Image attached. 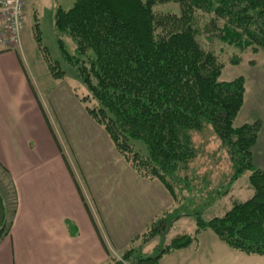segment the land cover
Returning a JSON list of instances; mask_svg holds the SVG:
<instances>
[{
	"label": "trees",
	"instance_id": "1",
	"mask_svg": "<svg viewBox=\"0 0 264 264\" xmlns=\"http://www.w3.org/2000/svg\"><path fill=\"white\" fill-rule=\"evenodd\" d=\"M164 2L178 3L179 13L155 12L153 6ZM197 11L209 15L201 31L195 25ZM53 25L63 57L87 90L83 100L93 101L84 104L88 116L131 169L159 181L173 200V207L152 219L132 241L140 239L139 245L131 243L113 255L37 99L108 256L106 264H159L163 255L196 243L204 230L235 251L264 255V167L256 168L252 161L260 120L234 125L243 105L244 78L220 80L222 63L198 38L202 32L209 41L234 47L237 53L229 61L239 64L245 52L264 49V0H74L67 9L56 7ZM19 63L35 94L20 58ZM50 69L56 77L65 74L53 65ZM134 141L144 144V152L133 147ZM220 151L227 156L228 170L212 178ZM247 171L252 190L247 199L209 219L194 210L204 200L211 203L226 195ZM8 215L0 192V241L11 226ZM188 216L196 220L193 234H176L154 247L155 253L143 250L144 244L163 238L177 220ZM68 228L74 231L70 223Z\"/></svg>",
	"mask_w": 264,
	"mask_h": 264
},
{
	"label": "crops",
	"instance_id": "2",
	"mask_svg": "<svg viewBox=\"0 0 264 264\" xmlns=\"http://www.w3.org/2000/svg\"><path fill=\"white\" fill-rule=\"evenodd\" d=\"M19 58L17 49L0 48V134L15 123L19 124L17 129L24 131L16 139L22 149L16 162L10 160L11 154L0 157V165L13 178L17 196L9 232L0 241V264H106L108 256ZM256 118H260L257 112ZM112 148L111 144L107 151L77 163L85 185L76 176L74 163L64 155L100 235L110 252L116 254L131 243L139 245L140 239L132 241L152 219L171 209L173 200L159 181L140 177ZM252 161L256 168L264 167L262 125L252 147ZM247 187L250 192L249 184ZM69 223L73 232L69 231ZM211 233L201 231L196 243L163 255L159 264H264V255L236 252Z\"/></svg>",
	"mask_w": 264,
	"mask_h": 264
},
{
	"label": "rangeland",
	"instance_id": "3",
	"mask_svg": "<svg viewBox=\"0 0 264 264\" xmlns=\"http://www.w3.org/2000/svg\"><path fill=\"white\" fill-rule=\"evenodd\" d=\"M74 0H28L26 3L24 25L20 31V46L17 49L19 57L33 88L37 92L38 99L56 135L61 141L62 151L67 154L76 169V176L82 184H86L85 177L77 167L82 160L88 161L103 151H107L111 146L110 141L103 128L95 123L86 113L84 104L91 105L93 101L83 100L86 98L87 90L82 81L76 74L72 66L63 57L54 30L53 19L54 11L59 5L64 9L72 6ZM155 12L179 13L180 6L175 2L157 3L153 6ZM195 25L200 29L209 15L197 11ZM201 44L210 49L222 63L223 68L219 76L220 80H230L237 76H242L245 83L243 105L235 117L234 125H240L254 120H260L262 134L264 131V49L257 53L245 52L239 64H231L229 59L237 53V49L229 46L217 39L209 41L201 32L198 36ZM72 43L67 41L68 49ZM15 49V50H16ZM50 65L60 69L65 74L56 77L51 73ZM85 96V97H83ZM37 103V102H36ZM38 105V103H37ZM257 112L260 118L254 119ZM19 124H11L1 130L0 138V157H9L12 162L17 159L22 149L16 145L23 130L17 129ZM32 148V146H30ZM133 147L144 152L145 146L141 141H134ZM211 147L216 148L213 143ZM113 150V148L111 149ZM221 161L211 169L212 178L221 175V171H227L228 160L223 151H220ZM206 160V158H205ZM254 165V164H253ZM254 167H256L254 165ZM205 168L203 170H207ZM249 172H245L234 182V186L229 192L211 203H199L194 206L204 219L221 215L231 207L233 202L247 199L251 194L247 190ZM241 187L240 189H237ZM232 190V192H231ZM0 191L8 203L9 215L11 218L12 210L16 208L17 196L15 183L6 167L0 165ZM4 191V192H2ZM10 205V206H9ZM173 207V206H172ZM188 210L193 209V205L186 206ZM192 211V210H191ZM196 228V220L192 216L181 217L175 222L172 228L162 238H155L144 244L143 250L154 251V247L162 246L176 234H193ZM211 232L210 230H208ZM211 234H214L213 232ZM216 236V235H215ZM198 238V235H197ZM219 240V239H218ZM222 244L225 245L222 241ZM227 247V246H226ZM153 249V250H152ZM237 252V251H236ZM120 252L113 254L117 256Z\"/></svg>",
	"mask_w": 264,
	"mask_h": 264
},
{
	"label": "built area",
	"instance_id": "4",
	"mask_svg": "<svg viewBox=\"0 0 264 264\" xmlns=\"http://www.w3.org/2000/svg\"><path fill=\"white\" fill-rule=\"evenodd\" d=\"M26 0H0V48L20 46V31L24 25Z\"/></svg>",
	"mask_w": 264,
	"mask_h": 264
}]
</instances>
